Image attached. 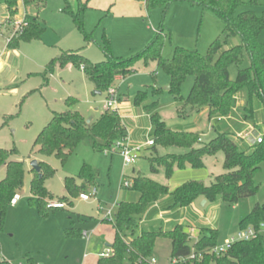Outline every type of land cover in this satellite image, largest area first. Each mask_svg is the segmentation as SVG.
Instances as JSON below:
<instances>
[{
    "label": "rangeland",
    "instance_id": "obj_1",
    "mask_svg": "<svg viewBox=\"0 0 264 264\" xmlns=\"http://www.w3.org/2000/svg\"><path fill=\"white\" fill-rule=\"evenodd\" d=\"M146 0H39L23 5L17 2L14 16L10 17L3 0H0V22L19 16L25 9L28 21H35L41 28V34L30 41H19L18 48H9V64L14 78L13 85H4L0 75V149L15 148L17 153L11 160L21 161L24 165L23 185L16 205H9L4 214H0V259L6 264H97L100 254L114 241L115 231L112 224L105 220V214L111 210L113 221L117 204L122 201L135 202L139 198L136 190L121 186L124 180H132L133 172L140 171L144 176L165 184L173 190L188 180L203 181L210 184L214 177L224 173V154L219 151L205 156L204 166L174 169L166 177L162 166L150 167L149 157L165 154H181L185 150L176 147L155 146L143 148L147 141L154 140L153 126L149 116L143 112L144 105H154V109L167 128L199 134L205 143L216 136L226 133L238 145L239 149L249 152L251 147L244 141V133L250 128L258 135L264 133V109L258 99L251 101L252 118L244 119V108L248 106L245 88L235 94L238 108L231 109L226 116L208 119L206 108L199 111L189 105L174 100L169 88V77L156 62H133V72L117 80L110 87H116L124 107L118 110L120 121L124 123L129 143L139 146V158L131 165L124 166L121 156L113 151L114 147L97 150L90 137L82 139L67 156L64 163L54 156L44 157L33 146L34 139L53 112L67 110L79 112L87 122L96 121L103 113L102 102L106 96L94 94L96 90L89 76L80 68L67 64L63 68L53 67L51 73L45 68L50 59L62 51L76 52L91 62L105 60V52L114 58H128L149 46L160 34L162 42L160 55L170 58L175 48L197 51L205 54L209 45L219 39L223 48L239 43L238 36L225 37L222 21L210 10L185 2H173L163 11L161 8L147 9ZM239 12L253 11L257 16L264 12V0H241ZM82 12V30L75 25L73 14ZM6 8V9H5ZM11 26L0 25V36H9ZM87 37L86 39L84 37ZM259 40L264 42V28ZM5 41L0 37V45ZM107 50V51H106ZM249 65L246 55L240 64L229 66V77L236 78L239 69ZM193 77L188 76L180 86V94L189 93ZM9 86V87H6ZM11 86L13 90H11ZM156 90L157 92H153ZM139 91H145L146 99L138 107L132 105ZM73 99L70 104L67 99ZM97 108V110H95ZM5 116H12L4 125ZM247 135V133H245ZM31 160L44 161L54 170L44 185L54 196L66 195L65 178H73L78 185L82 180L78 176L85 164L95 173L94 184H87L83 191L91 187L96 189V199L87 201L78 196L70 198L71 204L63 203L65 208L48 210L46 202L40 204L29 192L32 178L29 163ZM0 167V180L4 177ZM258 185L256 194L241 198L235 204L220 200L206 201L200 197L185 207L172 206L171 200L160 199L152 203L139 216L135 235L141 231L170 230L175 225L185 226L192 246L200 229L212 228L217 231L216 245L221 246L239 231V222L254 207L264 203V160L254 174ZM80 192V193H81ZM171 199V198H170ZM205 203L202 204V201ZM59 202L58 200H49ZM264 233V220L261 222ZM193 227V228H192ZM73 228L74 234L66 232ZM197 233H196V231ZM85 233V235L83 234ZM125 242L132 236L121 232ZM169 239L156 240L152 256L156 264H167L170 258Z\"/></svg>",
    "mask_w": 264,
    "mask_h": 264
},
{
    "label": "trees",
    "instance_id": "obj_2",
    "mask_svg": "<svg viewBox=\"0 0 264 264\" xmlns=\"http://www.w3.org/2000/svg\"><path fill=\"white\" fill-rule=\"evenodd\" d=\"M21 1L23 5H28L38 0ZM39 1L43 3L44 0ZM249 1L257 5L256 0ZM3 2L10 17L14 16L18 0H3ZM173 2H185L212 11L222 21V32L225 37L238 36L239 43L223 48L221 41L215 39L205 54L177 47L170 58H163L160 55L162 42L159 34L149 46L131 57L114 58L105 52V60L96 63L76 52L62 51L47 63L44 80H47L46 73H51L54 66L58 65L62 68L72 64L82 68L94 83L96 90L103 93L117 79L132 73L133 62L142 59L145 65L149 61L156 62L157 67L168 75L169 91L175 101L189 105L197 111L206 108L209 120L216 116L228 115L235 104V94L242 88L246 89L248 98V106L244 108L243 115L245 120L252 118L250 104L253 98L258 99L264 109V42L259 40L264 28V12L260 16L250 10L238 13V9L243 4L241 0H146L145 7L149 10L158 7L165 11ZM83 9L84 6H81L77 14L71 13V15L77 28L84 34ZM41 31L35 21H28L22 33L10 40L7 46L16 48L19 41L37 38ZM245 55L249 65L239 69L236 78L231 80L229 66L240 64ZM188 76L193 77V83L187 96L183 97L180 94V86ZM146 97L145 91H139L133 98L132 104L140 106ZM72 101L73 99L70 98L66 100L68 104ZM153 109L154 105L143 106V111L149 115L154 130L153 145L150 147L154 150L155 146L185 150L181 154L169 153L164 156L149 157L153 171L157 170L154 164L162 166L166 177H170L175 168L184 169L187 165L192 168H201L204 166L205 156L214 155L219 151L224 154L223 167L226 171L215 176L208 185L203 181L189 180L173 190H169L165 184L158 183L142 173H137L132 177L131 185L127 188L136 190L139 198L135 202H119L116 205L113 221L105 219L112 224L115 237L113 243L108 246L112 251L111 255L101 256L97 264H150L154 244L159 238L169 239L171 243L167 264H171L174 259L189 257L191 254H194V257L175 264H264V233L257 234L255 238L249 240L237 241L226 253L219 255L209 252L217 241V231L212 228L200 229L198 238L192 246L189 245V234L185 226L179 224L170 230L141 231L135 235L139 216L161 196H170L172 206L185 207L200 197L206 201L220 200L227 204H235L241 198L256 194L258 185L255 184L253 177L264 160V133L253 143L249 152L240 150L226 133H216L214 138L203 143L197 133L167 128ZM11 117L5 116L3 125ZM125 135V129L116 111L104 110L96 121L87 122L79 112L67 110L53 112L50 120L34 139L33 146L41 156H54L64 163L71 151L85 137L92 139L95 149L102 150ZM16 153L15 148L0 149V167H5L4 177L0 180L1 216L10 205L11 198L23 185V162L10 159ZM37 162L40 167V176L31 169L29 192L38 199L40 204L53 199L71 204L70 198L78 196L87 184H94L95 173L84 164L78 174L82 183L78 185L73 178H65L66 195L54 196L44 185L45 179L52 176L54 170L44 161ZM263 220L264 203H257L240 220L239 230L248 227L257 230ZM123 231L132 236L129 242H125L121 237ZM66 232L75 233L73 228H68Z\"/></svg>",
    "mask_w": 264,
    "mask_h": 264
},
{
    "label": "built area",
    "instance_id": "obj_3",
    "mask_svg": "<svg viewBox=\"0 0 264 264\" xmlns=\"http://www.w3.org/2000/svg\"><path fill=\"white\" fill-rule=\"evenodd\" d=\"M27 20L25 19V17L23 16L22 18H6L4 20V22L2 23L3 26H11L12 27V31L9 35V37L7 38V43L10 42V40H12L13 38L17 37L18 35H20L24 29V27L27 24ZM0 57H1V52H0ZM82 69V68H81ZM106 96L102 102V107L104 110H110V111H116L117 112V106H118V92H117V88L116 87H109L106 90ZM246 137V135H244ZM244 137V138H245ZM147 146H152L153 142L152 140L147 141ZM114 152H117L121 158H122V162L124 166H129L131 165L135 160H137L139 158V151H140V147L139 146H133L129 143V139L128 136L125 135L124 137L117 139L112 145ZM110 146V147H111ZM131 185L130 181H126L123 179V181L121 182V186L122 187H129ZM96 189L95 187H91L89 189L88 192H81L78 197L82 200H89V199H96ZM20 199V196L18 194L14 195L11 200H10V204L14 205L18 202V200ZM46 208L48 210H56V209H63L65 208L63 203L60 202H55V201H48L46 203ZM111 215V210H108L105 214V219H109ZM263 227V224H260L258 229L255 230L252 227H248L246 229H242L237 231L236 235L234 237H231V239L226 242L224 245L221 246H217L215 245L213 248H211L209 250L210 253H214L216 255L219 254H224L226 253L231 246L237 242V241H244V240H249L252 238H255L257 236V234H263V231L261 230V228ZM85 235V233H83ZM112 251L110 248H107L104 252H102L100 254V256L103 257H108L109 255H111ZM189 257H194V254H191ZM181 258V259H174L171 261V264H175L178 261H185L187 258ZM5 261L3 259H0V264L4 263ZM21 264V263H19ZM150 264H156V259L154 257H152L150 259Z\"/></svg>",
    "mask_w": 264,
    "mask_h": 264
},
{
    "label": "crops",
    "instance_id": "obj_4",
    "mask_svg": "<svg viewBox=\"0 0 264 264\" xmlns=\"http://www.w3.org/2000/svg\"><path fill=\"white\" fill-rule=\"evenodd\" d=\"M22 2V1H21ZM5 6V5H4ZM6 7V6H5ZM6 9V8H5ZM25 17V19L27 20V18H26V12H25V9L23 8V10H22V12H21V14L19 15V16H16V17H18V18H22V17ZM5 20V19H4ZM28 21V20H27ZM0 25H2V22H0ZM4 41H5V43H3L2 45H0V52H1V57H0V75H5V77H3V83H4V85H7V83H11V84H9V85H13V81H14V78H15V76L14 77H12V75H11V72L10 71H8V69L9 68H11V65L9 64V61H10V58H11V51H9L8 49V43H7V38L9 37V36H6V37H4L3 35H1L0 36ZM16 48H18V46L16 47ZM63 68V67H62ZM119 79H121V78H119ZM119 79H117V80H119ZM6 87H9V86H6ZM13 87L14 86H11L10 88H11V90H13ZM118 98H119V100H118V106H117V114H118V110H120V109H122L123 107H124V105L120 102L121 101V99H120V95H118ZM133 105V104H132ZM134 106V105H133ZM135 107H138V106H135ZM236 108H238V105L236 104V101H235V104H234V106H233V109H236ZM95 110H97V108H95ZM144 112V111H143ZM203 112H207V109H206V111H203ZM145 113V112H144ZM146 115H148V114H146ZM118 116H119V114H118ZM149 116V115H148ZM218 117V116H217ZM121 125L124 127V129H125V126H124V123L121 121ZM125 133H126V130H125ZM245 133H247V135H246V137L245 138H243L244 139V141L247 143V145L249 146V147H251L252 145H253V143L258 139V137L260 136V135H258V134H256V132L253 130V128H250L248 131H246ZM245 133L243 134V135H245ZM150 146H147V145H145L143 148H149ZM2 168L4 169V171H5V167L4 166H2ZM133 172V176H135V175H137V173H139L138 171H132ZM5 173V172H4ZM143 174V173H142ZM189 181V180H188ZM162 200V199H165V200H171L170 199V196H168V195H165V196H161L158 200ZM157 200V201H158ZM19 201V200H18ZM156 201V202H157ZM18 203V202H17ZM16 203V204H17ZM16 204H14V205H16ZM193 228V227H192ZM195 231H196V229H195ZM196 233H197V231H196ZM198 237V236H197ZM159 239H161V238H159ZM158 240V239H157Z\"/></svg>",
    "mask_w": 264,
    "mask_h": 264
},
{
    "label": "water",
    "instance_id": "obj_5",
    "mask_svg": "<svg viewBox=\"0 0 264 264\" xmlns=\"http://www.w3.org/2000/svg\"><path fill=\"white\" fill-rule=\"evenodd\" d=\"M168 90H169V88H168ZM94 94H96V95H100L101 92L98 91V90H94ZM29 166H30V168L33 169L36 173H38L39 176H40V167H39L38 162H37L36 160H31L30 163H29ZM203 203H205V200L202 201V204H203Z\"/></svg>",
    "mask_w": 264,
    "mask_h": 264
}]
</instances>
